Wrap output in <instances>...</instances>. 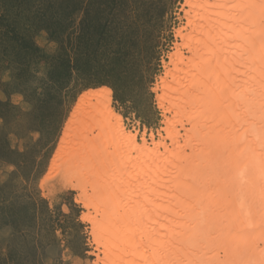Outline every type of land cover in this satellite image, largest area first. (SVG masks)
Returning <instances> with one entry per match:
<instances>
[{"label":"bare ground","instance_id":"bare-ground-1","mask_svg":"<svg viewBox=\"0 0 264 264\" xmlns=\"http://www.w3.org/2000/svg\"><path fill=\"white\" fill-rule=\"evenodd\" d=\"M182 9L158 77L165 135L139 141L102 87L81 96L53 159L98 264H264V0Z\"/></svg>","mask_w":264,"mask_h":264},{"label":"rangeland","instance_id":"rangeland-1","mask_svg":"<svg viewBox=\"0 0 264 264\" xmlns=\"http://www.w3.org/2000/svg\"><path fill=\"white\" fill-rule=\"evenodd\" d=\"M182 4L0 0V264H98L79 191L62 185L61 166L52 174L53 159L81 96L102 87L139 141L165 135L158 77L180 43ZM134 59L151 70L148 93L123 71Z\"/></svg>","mask_w":264,"mask_h":264},{"label":"snow or ice","instance_id":"snow-or-ice-1","mask_svg":"<svg viewBox=\"0 0 264 264\" xmlns=\"http://www.w3.org/2000/svg\"><path fill=\"white\" fill-rule=\"evenodd\" d=\"M135 21L126 22V26L129 30L135 33L136 29L133 27ZM125 73H130L133 83H135L138 88L145 93L149 91L151 70L148 69L147 64L140 61L139 59L132 60L128 65L125 66L123 70ZM5 72V65L2 63V58H0V79L3 78ZM150 94V93H149Z\"/></svg>","mask_w":264,"mask_h":264},{"label":"trees","instance_id":"trees-1","mask_svg":"<svg viewBox=\"0 0 264 264\" xmlns=\"http://www.w3.org/2000/svg\"><path fill=\"white\" fill-rule=\"evenodd\" d=\"M8 32H9V31H7V32H6V34H7ZM101 84H106V82H104V81H101Z\"/></svg>","mask_w":264,"mask_h":264}]
</instances>
